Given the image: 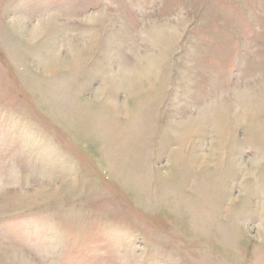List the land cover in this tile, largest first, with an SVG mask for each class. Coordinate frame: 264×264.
I'll use <instances>...</instances> for the list:
<instances>
[{
  "label": "rangeland",
  "instance_id": "374dc122",
  "mask_svg": "<svg viewBox=\"0 0 264 264\" xmlns=\"http://www.w3.org/2000/svg\"><path fill=\"white\" fill-rule=\"evenodd\" d=\"M0 264H264V0H0Z\"/></svg>",
  "mask_w": 264,
  "mask_h": 264
}]
</instances>
